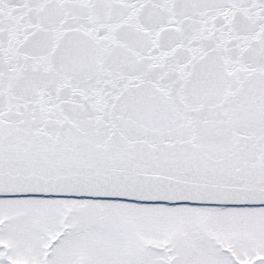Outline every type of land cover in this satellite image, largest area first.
Listing matches in <instances>:
<instances>
[{"label": "snow or ice", "instance_id": "1", "mask_svg": "<svg viewBox=\"0 0 264 264\" xmlns=\"http://www.w3.org/2000/svg\"><path fill=\"white\" fill-rule=\"evenodd\" d=\"M0 264H264V0H0Z\"/></svg>", "mask_w": 264, "mask_h": 264}]
</instances>
